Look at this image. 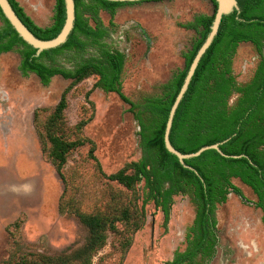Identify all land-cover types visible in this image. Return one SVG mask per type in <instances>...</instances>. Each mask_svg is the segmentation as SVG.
I'll return each mask as SVG.
<instances>
[{
  "label": "rangeland",
  "instance_id": "1",
  "mask_svg": "<svg viewBox=\"0 0 264 264\" xmlns=\"http://www.w3.org/2000/svg\"><path fill=\"white\" fill-rule=\"evenodd\" d=\"M16 1L38 26L51 24L55 0ZM134 3L117 10L112 20L115 31L106 42L124 51L122 93L138 102L159 94L160 86L184 67L183 53L195 33L180 25L198 14L211 15L213 6L209 0ZM100 18L109 24L108 13L100 12ZM257 61L250 43L239 44L232 65L238 83L250 79ZM18 66L16 52L0 55V264L80 249L88 230L77 211L109 214L141 205L133 192L106 178L140 158L139 127L129 105L114 93L93 89L94 76L70 88L61 129L66 141L82 142L67 155L63 181L48 156L46 125L71 81L56 76L43 86L33 74L22 76ZM233 183L254 199L240 181ZM216 213L220 243L211 264H264L260 212L232 195ZM193 216L188 198L174 197L164 232L162 214L149 202L138 231L132 233L133 219L117 223V233L108 235L91 264H163L182 247ZM129 235L132 241L124 252L122 242Z\"/></svg>",
  "mask_w": 264,
  "mask_h": 264
},
{
  "label": "trees",
  "instance_id": "2",
  "mask_svg": "<svg viewBox=\"0 0 264 264\" xmlns=\"http://www.w3.org/2000/svg\"><path fill=\"white\" fill-rule=\"evenodd\" d=\"M8 1L36 38L51 40L62 30L66 18L64 0H55L52 22L47 27L35 24L16 0ZM210 1L213 4L211 15L198 14L181 25L195 33L189 49L183 53L184 68L160 86L159 94L143 96L138 102H132L122 93L124 51L106 42L115 31L112 20L117 10L136 3L74 0V27L67 41L54 49L44 50L38 57L34 56L36 49L18 36L0 10V55L16 52L22 76L34 74L43 86H48L56 76L71 81L46 125V137L51 145L48 156L61 179V168L68 153L82 142H68L64 138L61 125L67 105L66 94L72 86L91 76L96 77L93 89L114 93L129 105L139 127L141 153L137 161L105 175L109 181L133 192L135 200L141 201L139 208L136 206L132 211L120 207L109 214L77 211V218L88 230L80 249L57 257L24 258L16 264H91L93 257L106 245L108 235L117 233V223L133 219L132 233H135L145 206L151 202L161 210L166 225L173 198L177 196L189 199L195 216L187 230L186 250L176 253L166 264H200L214 255L217 206L227 201L230 191L242 195L233 185V179L251 189L256 197L255 206L263 213L264 224V0H237L239 11L222 18L218 33L201 58L172 121L169 140L178 152L191 154L202 147L219 144L225 156L210 149L184 160L182 165L165 148L164 134L171 107L214 19L216 1ZM100 12L110 15L108 25L102 22ZM241 43H250L259 56L251 79L244 84L236 81L232 69ZM233 95L236 98L230 104ZM63 210L59 205L60 213ZM131 241L129 235L122 242L124 252ZM198 255L201 258L197 261Z\"/></svg>",
  "mask_w": 264,
  "mask_h": 264
},
{
  "label": "water",
  "instance_id": "3",
  "mask_svg": "<svg viewBox=\"0 0 264 264\" xmlns=\"http://www.w3.org/2000/svg\"><path fill=\"white\" fill-rule=\"evenodd\" d=\"M112 2H139V1H148V0H108ZM216 1V10L214 14V19L212 22V25L210 27V32L205 39L204 43L201 45L199 50L197 51L189 69L186 74V77L184 79L183 85L171 107L169 117L166 123V128H165V134H164V143H165V148L167 151L177 157L179 162L184 165V160L186 159H191L194 157H198L201 155L204 151L206 150H216L218 153H220L222 156H225L219 149V144H214L210 146H205L200 148L198 151L195 153L191 154H182L178 152L170 143L169 140V134L170 130L172 127V121L174 118V115L176 113V110L186 93L188 86L190 84V81L198 67V64L207 51V49L210 47L212 44L214 38L216 37L218 33V29L220 26V23L222 21V18L226 15L231 14L232 12L239 11V6L237 0H215ZM64 5H65V12H66V18L65 22L63 25L62 30L60 33L51 40H40L36 38L30 31L29 29L23 24V22L18 18L16 13L14 12L12 6L10 5L8 0H0V10L4 16V18L10 23L12 28L16 31L18 36L26 42L28 45L32 46L33 48L36 49V52L34 54L35 57H38L44 50H49V49H54L56 47H59L60 45L64 44L67 39L69 34L71 33L73 27H74V21H75V5H74V0H64ZM236 158V157H233ZM187 167V166H186Z\"/></svg>",
  "mask_w": 264,
  "mask_h": 264
},
{
  "label": "flooded vegetation",
  "instance_id": "4",
  "mask_svg": "<svg viewBox=\"0 0 264 264\" xmlns=\"http://www.w3.org/2000/svg\"><path fill=\"white\" fill-rule=\"evenodd\" d=\"M162 1H170V0H162ZM210 1V0H209ZM211 2V1H210ZM211 4H212V2H211ZM212 6H213V4H212ZM53 13V12H52ZM215 14V13H214ZM193 18H194V16H193ZM193 18H192V20H193ZM191 20V21H192ZM190 22V21H189ZM185 24V23H184ZM182 25V24H181ZM180 25V26H181ZM112 37V36H111ZM256 56H257V59H259V56L256 54ZM184 59V58H183ZM185 62V61H184ZM257 63H258V61H257ZM257 63H256V65H257ZM256 67V66H255ZM184 68V67H183ZM182 68V69H183ZM254 70H255V68H254ZM254 72V71H253ZM21 73V72H20ZM34 75V74H33ZM252 75H253V73H252ZM252 77V76H251ZM251 77H250V79H251ZM54 78V77H53ZM52 78V79H53ZM249 79V80H250ZM248 80V81H249ZM248 81H246V82H248ZM246 82H243L242 84H244V83H246ZM98 90V89H97ZM100 91V90H99ZM102 92V91H101ZM104 93V92H103ZM235 98H236V95H233L232 96V98H231V100H230V104L235 100ZM234 180H238V179H233L232 180V183H233V181ZM239 181V180H238ZM241 182V181H240ZM241 184H243L242 182H241ZM233 185H234V183H233ZM244 185V184H243ZM235 186V185H234ZM245 187H247L246 185H244ZM237 187V186H236ZM237 188H239V187H237ZM250 191H251V189L249 188V187H247ZM240 189V188H239ZM241 190V189H240ZM242 192V191H241ZM251 193H252V195L254 196V199L253 200H249L243 193H242V195H237V194H235L234 192H232V191H230V193L228 194V196H227V201H228V199H229V197H231L232 195H234V196H236L241 202H242V204L243 205H248V206H251V207H253L254 209H256V210H258L259 212H260V219H259V222H260V225L264 228V224H263V220H262V217H263V213H262V211H261V209L260 208H257L256 206H255V203H256V197H255V195L253 194V192L251 191ZM173 200H174V198H173ZM189 200V199H188ZM227 201L224 203V204H226L227 203ZM224 204H221V205H224ZM172 205H173V203H172ZM172 205H171V207H172ZM221 205H218V206H221ZM217 206V207H218ZM193 207V206H192ZM155 208V207H154ZM156 209V208H155ZM156 210H158V209H156ZM158 211H160L161 212V210H158ZM193 211H194V208H193ZM216 211H217V209H216ZM170 213H171V208H170ZM161 214H162V212H161ZM194 216H195V214H194ZM194 216H193V220H194ZM216 226H215V228H216V238H217V244H215L214 246H213V250H214V255H213V257L211 258V259H206V260H204V261H202L200 264H211L212 263V261L214 260V258H215V256H216V253H217V250H218V247H219V243H220V239H219V232H218V228H217V225H218V220H217V213H216ZM162 218H163V220H162V227H163V230H164V232H167V230H168V224H169V220H170V214H169V219H168V222L166 223V225L164 224V216H163V214H162ZM193 220H192V222H191V224H190V226L192 225V223H193ZM189 226V227H190ZM189 227L186 229V231H185V233H184V237H183V242H182V247L181 248H177L174 252H173V254H172V257L169 259V260H166L163 264H166L167 262H170V261H172L173 260V258H174V256H175V254L176 253H181V252H184L185 250H186V248H187V243H186V234H187V230L189 229ZM251 247L252 248H254V250L256 251V250H258L257 249V246H256V243L255 242H252V244H251ZM243 248L245 249H247V247H245V246H243ZM200 256L198 255V257H197V261L198 260H200ZM184 264H186V263H184Z\"/></svg>",
  "mask_w": 264,
  "mask_h": 264
},
{
  "label": "crops",
  "instance_id": "5",
  "mask_svg": "<svg viewBox=\"0 0 264 264\" xmlns=\"http://www.w3.org/2000/svg\"><path fill=\"white\" fill-rule=\"evenodd\" d=\"M52 21V20H51Z\"/></svg>",
  "mask_w": 264,
  "mask_h": 264
}]
</instances>
